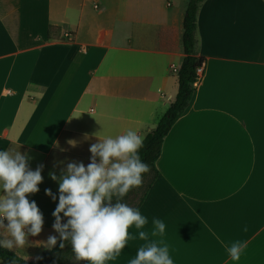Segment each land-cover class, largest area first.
<instances>
[{"label": "crops", "instance_id": "obj_1", "mask_svg": "<svg viewBox=\"0 0 264 264\" xmlns=\"http://www.w3.org/2000/svg\"><path fill=\"white\" fill-rule=\"evenodd\" d=\"M187 3L0 0V148L27 153L33 170L44 165L28 197L44 224L21 259L34 261L55 234L58 199L45 189L58 195V185L48 173L59 175L61 161L86 166L94 133L132 129L144 139L168 109ZM195 38L205 64L163 139L158 176L139 207L145 230L174 264H264V0H204ZM153 217L165 222L163 236H151ZM234 241L245 244L235 262L227 253ZM143 243L128 240L105 264H128Z\"/></svg>", "mask_w": 264, "mask_h": 264}, {"label": "clouds", "instance_id": "obj_2", "mask_svg": "<svg viewBox=\"0 0 264 264\" xmlns=\"http://www.w3.org/2000/svg\"><path fill=\"white\" fill-rule=\"evenodd\" d=\"M93 135L97 142L89 147L91 156L86 166L73 161L64 166L61 161L59 175L48 173L58 185V195L51 189H45V195L53 202L58 199V203L52 212L55 234H50L42 246L48 250L58 243L60 249L70 246L74 264H105L116 258L128 240L138 237L144 243L128 264H174L168 246L149 238L145 230L148 218L124 202L132 189L141 186L143 175L150 170L140 155L143 137L132 129L102 139L99 132ZM68 143L76 146L75 141ZM30 160L19 149L0 148V251L13 253L11 257L0 255V264H20L19 250L29 236L42 232L43 214L28 197L38 193L44 165L33 170ZM151 223V236H163L165 222L153 217ZM130 228L135 229L134 234ZM244 247V242H232L227 247L230 259L239 261Z\"/></svg>", "mask_w": 264, "mask_h": 264}, {"label": "trees", "instance_id": "obj_3", "mask_svg": "<svg viewBox=\"0 0 264 264\" xmlns=\"http://www.w3.org/2000/svg\"><path fill=\"white\" fill-rule=\"evenodd\" d=\"M204 0H188L186 10L183 18V35L182 48L183 58L181 64L176 72L178 91L169 105L166 112L159 119L156 127L148 132L144 137L143 147L140 149V155L144 162L149 165V172L143 175V182L140 187L132 189L124 198L129 206L139 209L148 190L158 176L155 168L163 139L170 131L174 123L181 117L187 108L194 92V83L197 79L196 70L205 64V60L199 57L196 53V17L198 9ZM55 28L49 27L47 37L52 38V30ZM143 190L139 192L140 188ZM0 255L13 256L12 252L7 250L0 251ZM41 259H35L32 262H25V260L18 257L20 264H74L73 254L70 246L64 249L59 248V243L53 250H45L39 256Z\"/></svg>", "mask_w": 264, "mask_h": 264}, {"label": "built area", "instance_id": "obj_4", "mask_svg": "<svg viewBox=\"0 0 264 264\" xmlns=\"http://www.w3.org/2000/svg\"><path fill=\"white\" fill-rule=\"evenodd\" d=\"M201 68H203V67H201ZM201 68H198V69L196 70V76H197V79H196V81H195V83H194V87L199 83V81H200V79H201V75H200Z\"/></svg>", "mask_w": 264, "mask_h": 264}, {"label": "rangeland", "instance_id": "obj_5", "mask_svg": "<svg viewBox=\"0 0 264 264\" xmlns=\"http://www.w3.org/2000/svg\"><path fill=\"white\" fill-rule=\"evenodd\" d=\"M142 190H143V187H142V188H140L139 192H141Z\"/></svg>", "mask_w": 264, "mask_h": 264}]
</instances>
